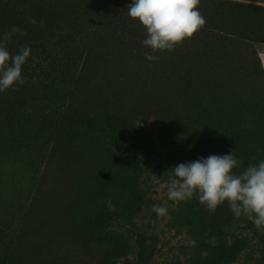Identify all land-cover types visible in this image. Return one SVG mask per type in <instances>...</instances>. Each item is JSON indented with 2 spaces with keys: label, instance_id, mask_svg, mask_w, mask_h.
<instances>
[{
  "label": "rangeland",
  "instance_id": "1",
  "mask_svg": "<svg viewBox=\"0 0 264 264\" xmlns=\"http://www.w3.org/2000/svg\"><path fill=\"white\" fill-rule=\"evenodd\" d=\"M223 1L260 9L200 0L205 26L148 61L131 0H0L4 33L42 20L68 52L28 104L10 108L0 92V264H136L141 252L146 264H190L208 253L196 228L225 221L227 241H241L226 264H264V230L247 216L227 202L208 212L195 195L173 202L165 187L201 157L233 151L237 173L264 161V0ZM82 199L96 204L78 214L91 233L68 223Z\"/></svg>",
  "mask_w": 264,
  "mask_h": 264
},
{
  "label": "clouds",
  "instance_id": "2",
  "mask_svg": "<svg viewBox=\"0 0 264 264\" xmlns=\"http://www.w3.org/2000/svg\"><path fill=\"white\" fill-rule=\"evenodd\" d=\"M200 0H131L127 14L138 21L146 32L143 40L148 61L159 57L156 53L170 52L186 39H191L206 23L199 11ZM29 23L36 24L34 18ZM40 21V27H43ZM16 33H26L13 26L0 37V92L15 84L22 85V67L28 60L31 48L21 47L18 53L7 50V43ZM240 161L233 151L225 155H210L196 161L181 163L174 168L165 185L167 198L173 202L186 201L197 196L208 212L227 202L235 217L242 215L252 221L257 230H264V161L249 164L243 171H234ZM158 216H166V206H152ZM215 243V238H212ZM192 247L196 241L191 242Z\"/></svg>",
  "mask_w": 264,
  "mask_h": 264
},
{
  "label": "trees",
  "instance_id": "3",
  "mask_svg": "<svg viewBox=\"0 0 264 264\" xmlns=\"http://www.w3.org/2000/svg\"><path fill=\"white\" fill-rule=\"evenodd\" d=\"M216 3V5H229L230 7H235L237 9H246V10H259L260 7L257 5H253L249 2H238V1H223V0H208ZM4 12V11H3ZM206 17L210 19V13L205 11ZM15 20V13L11 14L10 21ZM32 23L27 24L24 32L26 35H13L12 38L7 43V50L13 54L18 53L19 49L22 47L20 45L15 46L14 44H24L23 47H30L31 53L26 61V63L22 67V77L24 79V83L22 85L15 84L11 88L1 92L12 97V102L10 103V108L24 106L29 103L31 98H34L39 89L41 91H46L49 86L47 85L49 73L45 74L46 71L53 66L62 65L63 61L68 58V52L62 54L59 53L58 47L60 46L58 43L53 42V35L47 36L46 30H43L40 27V23L31 25ZM3 31L0 27V37L3 35ZM62 55V56H60ZM33 65V68L31 67ZM49 69V70H50ZM33 71L41 72L37 75L36 81L33 83ZM38 77H42L43 80L38 81ZM67 120L63 122L66 123ZM71 126V125H69ZM72 127V126H71ZM94 201H90L89 199H82V201L71 202L69 214L67 213V217L69 218L68 223L70 224L71 230L75 232L83 231L85 233H91L92 230L85 231V223L86 219H83L84 224H81V217H79V213L86 212L92 209L95 206ZM186 209V208H184ZM187 210V209H186ZM189 212V210H187ZM185 213L186 211L183 210ZM228 223L223 222L218 226H210L206 228L200 227L196 228L198 236H202L200 238H209V247H207V256H198V261L196 264H226L228 261V257L235 253V250H238L240 240L233 239V241L228 242L226 234L224 231L228 228L230 221ZM211 231V233H209ZM215 238V243L212 242V238ZM199 238V239H200ZM246 237H242L241 240L244 241ZM140 250H142L146 244L143 241L139 242ZM138 246V247H139ZM195 256H193L190 260V264H195ZM43 255L38 251V247L35 246V256L32 259H36L38 261L40 257ZM141 259V261H140ZM139 263L136 264H146L145 261L142 260V252L140 253ZM109 264H114V261L110 259Z\"/></svg>",
  "mask_w": 264,
  "mask_h": 264
}]
</instances>
